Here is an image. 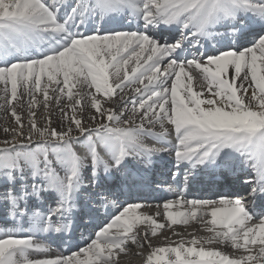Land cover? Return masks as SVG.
Returning a JSON list of instances; mask_svg holds the SVG:
<instances>
[{"label":"snow or ice","instance_id":"6c2138e0","mask_svg":"<svg viewBox=\"0 0 264 264\" xmlns=\"http://www.w3.org/2000/svg\"><path fill=\"white\" fill-rule=\"evenodd\" d=\"M0 121V264H264V0H0Z\"/></svg>","mask_w":264,"mask_h":264},{"label":"bare ground","instance_id":"6f19581e","mask_svg":"<svg viewBox=\"0 0 264 264\" xmlns=\"http://www.w3.org/2000/svg\"><path fill=\"white\" fill-rule=\"evenodd\" d=\"M27 100V97H25V101ZM42 111V112H41ZM43 113V108H41L39 111H38V115H41ZM25 115H27L25 113ZM53 116L55 117V113L53 111ZM26 117V116H25ZM3 121H0V124H2ZM2 132H0V137H2ZM162 169V170H161ZM161 170V175H162V172H164L165 168L163 169L162 167V164L161 165H158L155 172H159ZM159 203V202H158ZM156 203V204H158ZM153 209H144L145 211H148L149 213H156V212H163V208H162V204H161V207L160 208H157L156 206H153L152 207ZM174 210H179V209H174ZM180 211H183V210H180ZM175 228L176 231L178 232H184V233H194L196 235H199V236H204V235H208L207 232H205L204 234H197V232L199 233V227H203L201 224H198L196 222H191L189 225H187V228L183 225H177V226H173ZM189 228H191L190 230H188ZM204 228V227H203ZM180 229V230H179ZM163 235L165 236H168L170 237L171 239L173 240H176V238L174 236H172V231L171 229H166L164 232H163ZM160 239V237H156L154 238V240L158 241ZM177 239H179L177 237ZM144 252L145 254L147 253V249H139V248H136L135 246H131V250L129 253L127 254H124L122 253L119 257V264H144V258L143 256H141L142 258H137V255L136 253L138 252ZM142 261V263H141Z\"/></svg>","mask_w":264,"mask_h":264},{"label":"rangeland","instance_id":"374dc122","mask_svg":"<svg viewBox=\"0 0 264 264\" xmlns=\"http://www.w3.org/2000/svg\"><path fill=\"white\" fill-rule=\"evenodd\" d=\"M42 112V111H41ZM25 116H27V115H25ZM40 116L41 115H38V118H40ZM25 124H26V126H27V119H26V117H25ZM186 228H187V226H185ZM200 229H199V233L197 232V234H204L205 232H206V230L203 228V227H199ZM191 228H189L188 230H190ZM180 230V229H179ZM191 233V232H190ZM193 233V232H192ZM175 237V236H174ZM176 239H177V237H175ZM179 238V237H178ZM137 258H142L141 256H137ZM141 263H142V261H141Z\"/></svg>","mask_w":264,"mask_h":264}]
</instances>
